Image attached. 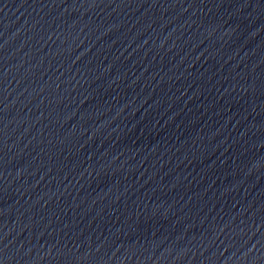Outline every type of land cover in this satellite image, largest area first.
Segmentation results:
<instances>
[{
  "label": "water",
  "instance_id": "1",
  "mask_svg": "<svg viewBox=\"0 0 264 264\" xmlns=\"http://www.w3.org/2000/svg\"><path fill=\"white\" fill-rule=\"evenodd\" d=\"M0 264H264V0H0Z\"/></svg>",
  "mask_w": 264,
  "mask_h": 264
}]
</instances>
